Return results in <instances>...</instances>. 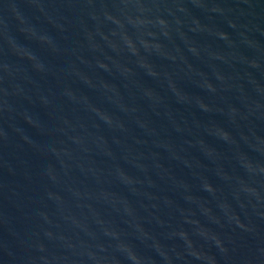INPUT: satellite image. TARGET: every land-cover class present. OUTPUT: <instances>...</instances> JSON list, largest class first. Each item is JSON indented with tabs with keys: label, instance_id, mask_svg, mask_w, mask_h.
<instances>
[{
	"label": "water",
	"instance_id": "1",
	"mask_svg": "<svg viewBox=\"0 0 264 264\" xmlns=\"http://www.w3.org/2000/svg\"><path fill=\"white\" fill-rule=\"evenodd\" d=\"M0 264H264V0H0Z\"/></svg>",
	"mask_w": 264,
	"mask_h": 264
}]
</instances>
